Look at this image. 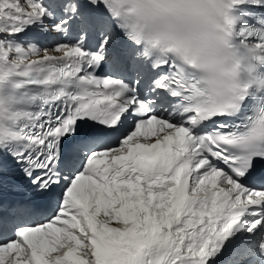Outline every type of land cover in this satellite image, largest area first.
<instances>
[{
	"label": "snow or ice",
	"instance_id": "6c2138e0",
	"mask_svg": "<svg viewBox=\"0 0 264 264\" xmlns=\"http://www.w3.org/2000/svg\"><path fill=\"white\" fill-rule=\"evenodd\" d=\"M0 264H264V0H0Z\"/></svg>",
	"mask_w": 264,
	"mask_h": 264
}]
</instances>
